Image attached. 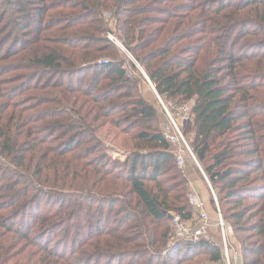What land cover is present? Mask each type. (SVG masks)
Returning a JSON list of instances; mask_svg holds the SVG:
<instances>
[{"label":"trees","instance_id":"16d2710c","mask_svg":"<svg viewBox=\"0 0 264 264\" xmlns=\"http://www.w3.org/2000/svg\"><path fill=\"white\" fill-rule=\"evenodd\" d=\"M175 1L57 0L58 6L52 7L50 0H4L16 18L6 22L4 16L1 75L31 71L33 79H45L42 91L82 100L84 115L76 105L65 109L55 96L43 101L49 106L43 118L48 125L39 128V134L46 135V140L54 139V133L64 135L55 147L58 157L75 155L74 160L85 161L73 147L90 143L94 130L86 119L91 115L92 123L110 121L133 145L120 169L118 164L105 167L103 158L93 159L102 174L99 179H111L115 192H120L105 199L75 188L71 176L55 166L51 169L62 175L66 186L58 190V185L45 182V168L31 166L28 156L40 151V136L5 138L7 145L2 149L6 157H14L22 172L8 171L2 180L0 240L18 237L27 243L25 247L35 249L25 257L27 248H22L24 258L17 264H192L202 257L224 264L221 249L209 242L187 245L170 240L171 225L165 213L178 214L186 221L196 215L189 204V182L155 125V108L134 94L136 87L127 78L109 34L146 71L164 101L180 107L194 102L193 121L184 131L185 135L193 132L192 152L218 192L241 263L264 264V99L249 98L252 93L264 97L260 92L264 85L260 74L264 69V0ZM187 1H192L191 7ZM57 7L63 11L60 16H47L49 8ZM101 10L114 12L115 32L103 24ZM72 27L79 28L58 44L69 45L72 53L40 49L47 32ZM168 35L164 46L154 47ZM69 52L79 57H72L70 63ZM29 54L32 57L18 66L12 62ZM77 60L80 65L76 67ZM83 71L87 76L92 73L87 85L82 81L64 84L65 77L74 79ZM53 122L58 129L52 127ZM135 127L141 130L133 134ZM118 183H125L126 188ZM126 189L137 202L130 201L125 208L122 203L128 201L122 195ZM46 199L53 206L43 207ZM246 201L252 203L243 207ZM114 214L123 216L113 220Z\"/></svg>","mask_w":264,"mask_h":264},{"label":"rangeland","instance_id":"374dc122","mask_svg":"<svg viewBox=\"0 0 264 264\" xmlns=\"http://www.w3.org/2000/svg\"><path fill=\"white\" fill-rule=\"evenodd\" d=\"M54 2H57V0H50L49 5L52 4L55 5ZM175 4H184V0H176ZM186 5L192 6V1H187ZM10 9H13V7H9L8 4L4 2V0H0V46H4V16L5 21L8 20H15V13L14 11H10ZM63 11L60 9V7L54 8V9H48L47 16L57 18V15H61ZM184 13L183 16H186ZM194 14V13H192ZM100 19L103 21V24L112 32L116 31V19L114 16V12H109L106 10H101L100 12ZM252 17V16H251ZM47 19H45L46 21ZM44 25V23H43ZM192 26V24L190 23ZM194 25V23H193ZM77 26V25H75ZM76 28H71L69 30H62L60 33H58V29L56 33L55 31H52V33H46L44 36H46L47 39L43 46H40V49L43 48L44 52H48L51 48L50 52L55 49L58 50V48H61L62 50H69L72 53V47L64 46L59 47V43H61L60 39L71 38L73 36V33ZM157 35V33H156ZM171 35L166 36L162 42L159 40L155 43L154 47L164 46L167 42L168 38ZM110 37L113 38V41L110 40ZM108 39L118 48L120 52V58L124 62V68H127V78L135 85L136 91L135 95L138 98H142L146 103L153 106L157 112V117L155 119V125L159 130H161V126L163 123L167 120L165 111L163 107L161 106V102L165 105L166 109L171 112L172 114H175L178 111V108L180 106H176V104L172 101H164L156 91L155 86L150 81L146 71L141 67V65L135 60V58L127 52L122 44L116 39L113 35H108ZM68 42V41H67ZM122 46V47H121ZM153 48V47H152ZM33 49V50H37ZM70 52L66 55L68 56V62H73L72 57H79V54L76 55H70ZM4 53V52H3ZM27 56V55H26ZM28 57H32L31 54H29L26 58L17 57L13 58L12 62H14V65L18 66L21 62H25L28 60ZM66 58V57H65ZM75 60V59H74ZM2 63L3 60H1ZM76 67L80 65L79 61H75ZM71 65L67 68H70ZM224 69V67H219ZM3 65L0 68V188L1 184L4 183V174L8 171L10 172H22L20 168L16 167L14 164V157L12 155H9V157H6L8 154L5 152L2 148L4 147V143L7 145V141H5V138H7L8 141L11 140L13 136H19L22 139L28 138V134L31 133V135L40 136V130L42 126L48 125L46 121L43 119L45 118V114L49 110L48 105H43V101L47 99H52L54 96L58 98V101L62 103V106L69 110L68 107H73L76 105L77 111L84 115V111L81 110L80 104L82 102L81 98L76 95H66L62 94L61 92L54 91H42V88L40 86L45 87V79H33L35 73L31 71H24L20 73H11L10 75H7L4 77L2 74ZM87 72V71H86ZM85 71L82 73H77L76 76L73 78L65 77L64 84H68V82L72 81L74 84H79L81 81L84 85H87L90 81L91 74L89 73L88 76ZM226 72V71H224ZM225 74V73H224ZM260 74L264 78V69L260 72ZM7 78H9L8 81ZM261 93H264V85L260 86ZM242 96V95H241ZM262 98L264 97L260 95H255L252 93L249 98ZM188 105L191 107V121H193L192 116V110L194 107V102L188 103ZM92 116L87 117L88 124L92 127L94 131L90 132V143L87 144H76L74 148L75 154H79V157L83 156L85 158V163L91 166H93L95 169H88L87 166L84 167L83 163L80 162L78 159L74 160L75 155H69V157L65 159H60L57 155L59 145L58 142L61 138H64V135H58L54 133V139H48L46 140V135H43V137L40 136L39 142L41 143L40 151H38L36 154L28 155L30 158V164L33 167L36 168H45V182L48 183H54L58 185L59 187H56L58 190L61 185L66 186V181L62 178L61 174L55 173L51 168L57 167L58 169H62L63 174L66 172L68 175L71 176V180H73L74 187L77 189H83L87 191L88 193L94 192L95 194H100V197L98 198H109L110 196H113L116 194H120L118 190H116V184L111 179H103L100 180V176L102 177V174H99L97 171H99L98 166H95L93 162V159L95 158H103L105 167L108 168H114L116 164H118V169L121 168V165L124 164L126 158H127V151L131 150L132 148V142L130 141L129 137H124L116 132L114 128H112L111 122L105 119H101V121H98L96 123H92ZM54 126H52L54 129H58L57 122H53ZM51 124V123H49ZM140 127H135L133 130V134L137 133ZM187 128V125L182 127V131L184 132ZM185 135V133H184ZM49 136V135H48ZM93 137V139H92ZM185 139L192 151L191 143L193 140V132L185 135ZM44 138V139H43ZM10 143V142H9ZM56 147V148H55ZM17 152L15 151L14 154ZM78 157V158H79ZM185 163L183 166L177 167L179 170H182L184 177L186 178L188 183L187 188L189 193L195 192V189L193 188L192 182L190 181V177H195V179L198 181L200 188L195 193L199 195L200 199L204 203L205 207L208 208V215L212 219V221H215L216 214L214 215V206L219 208V211L221 212V215L223 217V220L225 224L229 227H231L230 223L226 221L224 218V211L221 208L220 202H219V196L216 189H214L209 182L208 178L207 180L204 178L206 174L203 170V167L200 165L201 170L198 168L196 163L191 159L189 155L185 156ZM17 160V159H16ZM65 160V161H64ZM200 164V163H199ZM117 168V167H116ZM190 176V177H189ZM42 178V177H40ZM106 178V177H105ZM118 185H124L125 183H118ZM149 186L152 187V185L149 184ZM64 188V187H63ZM126 188V187H125ZM200 190V191H199ZM99 192V193H98ZM128 189H126L122 195V198L128 201V203H122L123 207H129V202L131 201L133 205H136V200L129 195ZM1 195V192H0ZM104 199V200H105ZM216 199V202H215ZM0 202H4V195L2 194V199ZM106 201H103V205ZM214 203V205H212ZM252 202L246 201L243 205L248 206ZM47 204H49V200L46 199L45 204L43 203V207H46ZM53 202L49 204L48 206H53ZM121 205L115 206V210H119ZM140 211H143V208L140 205ZM195 213L197 214V211L195 210ZM108 215V207L104 209V218ZM113 220H119L123 215L119 214L118 216L114 214ZM0 217H4V212L0 213ZM147 220V219H146ZM19 222V220H18ZM232 229V228H231ZM233 231V230H232ZM2 232V231H0ZM171 234V232H170ZM60 238V237H59ZM58 238V239H59ZM55 240V238H54ZM171 240V238H170ZM236 240L233 236L231 238V243L236 246ZM172 243V242H171ZM170 243V244H171ZM27 243L23 242L18 237H6L5 239L0 240V264H17L19 259H23L24 255L27 257L29 254H33L35 252L34 248L31 247H25ZM24 248H27V251L24 253V255L20 254V250ZM151 250V249H150ZM238 250V249H237ZM153 251V250H152ZM5 252V254H4ZM37 256V255H36ZM36 258V257H35ZM34 258V259H35ZM198 262V264H212L209 262L207 258H200L196 261H194L195 264ZM105 262H102L101 264H104ZM159 263V262H158ZM125 264V263H124ZM191 264V263H190ZM220 264V263H219ZM223 264V263H221ZM225 264V263H224Z\"/></svg>","mask_w":264,"mask_h":264},{"label":"built area","instance_id":"2783aa9c","mask_svg":"<svg viewBox=\"0 0 264 264\" xmlns=\"http://www.w3.org/2000/svg\"><path fill=\"white\" fill-rule=\"evenodd\" d=\"M110 40L113 41V38L110 37ZM124 69L127 70V68ZM159 101L167 118L161 126V130L169 146L168 152L174 155L178 166H183L185 156L189 155L201 170L200 164L191 151L182 131V127L191 121V107L188 104L181 106L175 114H172L160 99ZM204 178L207 180L205 175ZM189 204L197 211L195 217L190 221L184 220L178 214L165 213V217L171 225L172 242L187 245L199 244L202 241L209 242L221 249L225 264H242L240 252L231 243L233 231L231 227L225 224L219 208L217 207L215 221H212L208 215V208L205 207L199 195L195 192H191L189 195Z\"/></svg>","mask_w":264,"mask_h":264},{"label":"crops","instance_id":"0c3cea01","mask_svg":"<svg viewBox=\"0 0 264 264\" xmlns=\"http://www.w3.org/2000/svg\"><path fill=\"white\" fill-rule=\"evenodd\" d=\"M189 179L192 182V185H193V188L195 189V192L198 191V189L200 188L198 181L195 179L194 176L193 177H190Z\"/></svg>","mask_w":264,"mask_h":264},{"label":"water","instance_id":"95a60500","mask_svg":"<svg viewBox=\"0 0 264 264\" xmlns=\"http://www.w3.org/2000/svg\"><path fill=\"white\" fill-rule=\"evenodd\" d=\"M122 47V46H121Z\"/></svg>","mask_w":264,"mask_h":264}]
</instances>
